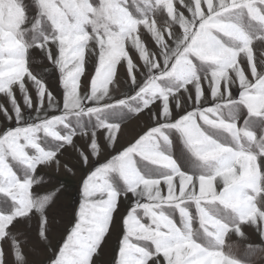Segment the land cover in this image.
Masks as SVG:
<instances>
[{"label": "snow or ice", "instance_id": "6c2138e0", "mask_svg": "<svg viewBox=\"0 0 264 264\" xmlns=\"http://www.w3.org/2000/svg\"><path fill=\"white\" fill-rule=\"evenodd\" d=\"M0 118V264L264 259V0H0Z\"/></svg>", "mask_w": 264, "mask_h": 264}, {"label": "rangeland", "instance_id": "374dc122", "mask_svg": "<svg viewBox=\"0 0 264 264\" xmlns=\"http://www.w3.org/2000/svg\"><path fill=\"white\" fill-rule=\"evenodd\" d=\"M38 62H39V57L37 56L34 63H38ZM91 71H92V68H91V65H89V72ZM49 75H52V74L50 73ZM50 82H51L53 89H56L57 81L54 76H52V79ZM146 122L147 121L144 118V116H141L139 118H133L130 122H128L127 127L125 128V137H124V140H122V143L126 141H130L138 132L141 131V129L146 124ZM106 151H111V149H106ZM103 159L104 157L102 156L100 158V161L103 162ZM80 178H81V173L79 171L77 172L75 177L71 179L65 178L67 179L69 188L66 192H64L60 196V200L58 202L60 207L58 208V211L63 212L65 209L73 206L75 202L78 200L77 187L80 182ZM121 211H123V209H121ZM117 219H119V215L117 216ZM246 230L251 232V229H246ZM119 236H120V229H119V226H117L113 230L111 236L108 238L107 246L105 247L103 255H102L103 264H107V262L111 260V257L114 254L115 248L117 246ZM233 239H235V237H233ZM98 264H100V262H98ZM256 264H264V259L257 258Z\"/></svg>", "mask_w": 264, "mask_h": 264}]
</instances>
